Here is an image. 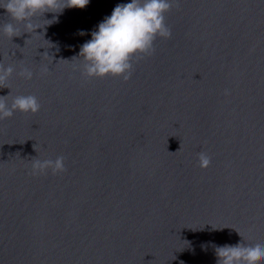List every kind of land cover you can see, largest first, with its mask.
<instances>
[{"label": "clouds", "instance_id": "1", "mask_svg": "<svg viewBox=\"0 0 264 264\" xmlns=\"http://www.w3.org/2000/svg\"><path fill=\"white\" fill-rule=\"evenodd\" d=\"M173 2L178 6V0H131L130 3L118 4L111 15L99 23L98 29L91 33V39L80 47L77 59H81L82 75L128 81L133 72L134 60L154 54V42L158 37H172V31L166 24V14ZM88 4L89 0H0V7L11 18L10 22L0 25V29L10 40L22 34L17 24H22L25 32L36 33V29L53 23L56 17L44 20L47 23L43 26L33 23L35 17H43L49 12L62 13L65 8L84 9ZM14 71V66L0 63V88L7 87V81ZM18 74L25 79H31L33 75L28 68H22ZM228 94V90H225V95ZM9 97L11 93L0 96V120L11 118L17 111L35 114L41 107L34 95ZM197 155L198 166L206 169L211 158L204 152ZM49 169L52 174L66 171L64 157L32 161L33 175L44 174ZM215 254L217 264H264L262 243L218 246Z\"/></svg>", "mask_w": 264, "mask_h": 264}]
</instances>
